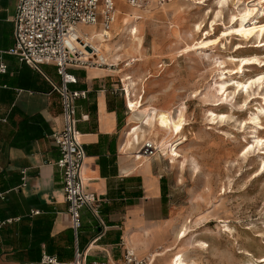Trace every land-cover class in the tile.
Listing matches in <instances>:
<instances>
[{
	"label": "rangeland",
	"instance_id": "obj_1",
	"mask_svg": "<svg viewBox=\"0 0 264 264\" xmlns=\"http://www.w3.org/2000/svg\"><path fill=\"white\" fill-rule=\"evenodd\" d=\"M247 1L163 0L135 8L120 2L129 15L138 13L142 38L141 51L133 53L138 60L124 64L121 51L113 67L132 80L130 111L146 108L132 116L139 122L131 135L142 131L137 147L145 139L159 142L178 231L187 226L167 264L177 254L192 264H264V65L254 61V55L264 60V47L247 34L264 26V3L257 11L249 4L254 14L246 20ZM10 4L13 13L16 0ZM117 10L107 36L114 44L124 40L125 15ZM222 82L224 94L217 90ZM140 96L143 105L140 98L133 108ZM150 107L149 129L140 120Z\"/></svg>",
	"mask_w": 264,
	"mask_h": 264
},
{
	"label": "crops",
	"instance_id": "obj_2",
	"mask_svg": "<svg viewBox=\"0 0 264 264\" xmlns=\"http://www.w3.org/2000/svg\"><path fill=\"white\" fill-rule=\"evenodd\" d=\"M10 1L0 0V63L6 66L0 72V219L27 217L30 232H0V264H72L76 250L85 262L118 263L126 249L151 257L150 264H167L178 251V217L157 157L135 158L144 135L132 138L139 122L132 116L146 108L130 111L124 79L113 68L117 63L67 67L75 78L68 88L85 92L75 99V128L85 151L84 189L97 197L95 213L80 208V226L73 230L56 165L59 150L51 139L63 124L54 89L60 76L52 64L35 69L7 52L15 14L8 12ZM140 98L143 105V96L134 101ZM151 108L140 120L149 129ZM44 255L55 261L42 262Z\"/></svg>",
	"mask_w": 264,
	"mask_h": 264
},
{
	"label": "built area",
	"instance_id": "obj_3",
	"mask_svg": "<svg viewBox=\"0 0 264 264\" xmlns=\"http://www.w3.org/2000/svg\"><path fill=\"white\" fill-rule=\"evenodd\" d=\"M131 6H145L163 0H123ZM116 16V0H17L13 17V44L8 53L18 61L38 69L42 64H52L60 76V85L54 89L60 96L62 128L51 134L59 150L56 165L62 171L64 199L67 203L74 231L80 226V208L87 207L95 213L97 197L84 189L81 167L85 158L79 141L76 124L75 99L85 96L84 91H74L68 84L75 82L68 73L70 65H102L94 58H83L86 48L78 33V26H95L109 31ZM6 66L0 63V72ZM160 144L151 139L143 140L136 152V159H150L161 155ZM54 257L44 255L42 262H54ZM151 257H139L126 249L118 263L83 261V254L76 250L72 264H150Z\"/></svg>",
	"mask_w": 264,
	"mask_h": 264
},
{
	"label": "bare ground",
	"instance_id": "obj_4",
	"mask_svg": "<svg viewBox=\"0 0 264 264\" xmlns=\"http://www.w3.org/2000/svg\"><path fill=\"white\" fill-rule=\"evenodd\" d=\"M204 1H206V0H204ZM222 1H224V0H222ZM223 3L225 4V2H223ZM245 3H246V5L243 8V10L241 9V11H242L241 13H243L242 17L247 20V19H249V17H251L254 14V13H248L250 10L249 4H252V6L257 11L260 8H262L264 0H248ZM132 7L135 8V6H132ZM118 9H119L120 13L123 12V15H125L124 16L125 18H123L124 23H123V26L120 30V37H123L124 40H121L117 44L110 43V39L107 37L109 34V31L104 32L102 29H98V28L94 34H92L90 32H81L80 30H78V33L80 34V37L82 38V41L86 45V48L82 52L83 58H87V57L89 58L90 57V58H94V59H99L103 63L109 62V63H115L116 64L117 61L119 60V57H120L119 53L121 51H123V52L127 53V56H128V58L125 60L126 62L124 64L128 65V64L133 63L134 61L138 60L136 54H133V53L134 52L139 53L141 51V48H142V41H141L142 38L138 35L139 34V26H138V23L136 22V20L139 19V15H137L138 13H132V15H129L128 12H126L127 6L123 5V4H120L118 6ZM117 14H118V10L116 8V16H115L114 22L117 18ZM92 27H94V26H92ZM199 27L200 26H198L197 29H199ZM249 33L254 35V37L257 38V40L254 41L255 47H261V48L264 47V26L263 25L258 26V27L248 28L247 34H249ZM94 36L98 37L99 39L98 40L95 39ZM101 46L107 52V56H106V53L102 49ZM87 47L89 48V50L87 49ZM107 57H108V61H107ZM250 59L251 58L243 57L240 60L248 63L249 62L248 60H250ZM254 61L259 62L258 64H260V66L264 65V60H262V59L259 60V57L257 55H254ZM120 63H121V61H120ZM239 68H241V67H239ZM124 75H125V77H124V89L126 92V98L130 99V84L128 83V81L132 82V80L128 74H124ZM262 78L263 77L261 75V76L257 77L255 80L258 81V80H261ZM249 80H250V78H249ZM255 80H254V82H255ZM251 82H253L252 79L250 80V83ZM237 85L245 87L246 83H243V82L238 83L237 82ZM217 90L220 93L223 92L222 94H224L227 90V88L225 87V82L219 83ZM140 102H141V100L135 101V103L133 104L132 107L133 108L137 107V104H140ZM212 114H213V112H211V115ZM215 116L217 117V114H215ZM223 117H224L223 115H219V118H221V120L223 119ZM260 126H261V124H260ZM164 129L169 131V123L165 126ZM134 137H135V135L132 138H134ZM254 137H255V140L257 142L261 143L262 137H258V136H254ZM169 153L172 154L173 151L169 152ZM186 232H187V226H185L183 229H181L177 232V238L179 240H181L183 237H185ZM261 261H264V259H262ZM171 264H192V262L191 263L188 262L185 258L182 257V255L177 254L172 259Z\"/></svg>",
	"mask_w": 264,
	"mask_h": 264
},
{
	"label": "trees",
	"instance_id": "obj_5",
	"mask_svg": "<svg viewBox=\"0 0 264 264\" xmlns=\"http://www.w3.org/2000/svg\"><path fill=\"white\" fill-rule=\"evenodd\" d=\"M1 184L3 188H5L8 185L5 179L2 180ZM2 221L4 222L2 223ZM28 221L29 219L27 217H21L17 222L11 221V223L6 222V220L4 219H0V232L6 233V234H10L13 232L20 233V234H26L30 232ZM31 231L33 234V233H37L38 230L36 228H31Z\"/></svg>",
	"mask_w": 264,
	"mask_h": 264
},
{
	"label": "water",
	"instance_id": "obj_6",
	"mask_svg": "<svg viewBox=\"0 0 264 264\" xmlns=\"http://www.w3.org/2000/svg\"><path fill=\"white\" fill-rule=\"evenodd\" d=\"M87 49L89 50V48L87 47Z\"/></svg>",
	"mask_w": 264,
	"mask_h": 264
}]
</instances>
